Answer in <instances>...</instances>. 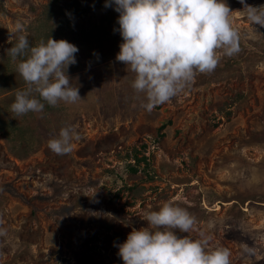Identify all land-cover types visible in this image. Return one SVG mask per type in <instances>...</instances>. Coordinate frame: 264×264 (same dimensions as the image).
<instances>
[{
	"label": "rangeland",
	"instance_id": "rangeland-1",
	"mask_svg": "<svg viewBox=\"0 0 264 264\" xmlns=\"http://www.w3.org/2000/svg\"><path fill=\"white\" fill-rule=\"evenodd\" d=\"M225 3L239 53L148 112L115 59L119 13L105 0H0V264H123L118 245L165 202L196 218L178 235L227 248L230 264H264V28ZM17 21L31 46L78 47L68 74L80 101L10 111L26 87L6 52ZM67 125L80 139L57 155L47 143Z\"/></svg>",
	"mask_w": 264,
	"mask_h": 264
},
{
	"label": "clouds",
	"instance_id": "clouds-1",
	"mask_svg": "<svg viewBox=\"0 0 264 264\" xmlns=\"http://www.w3.org/2000/svg\"><path fill=\"white\" fill-rule=\"evenodd\" d=\"M249 27L264 28V5L252 6L239 0ZM104 7L119 13L117 23L122 43L115 59L135 74L132 88L143 93L142 107L151 112L190 87L197 74H208L222 56L240 51V34L233 26L225 0H105ZM26 29L17 21L9 33L6 50L26 87L17 90L10 111L17 117L42 113L45 104H75L82 98L79 85H72L68 69L77 63L79 49L67 40H41L31 46ZM80 139L74 125L60 129L47 147L67 155ZM146 226L132 228L118 245L123 264H230L227 248L208 249L206 239H190L180 233L193 231L196 218L185 208L165 202L148 211ZM4 230L0 229V235Z\"/></svg>",
	"mask_w": 264,
	"mask_h": 264
},
{
	"label": "trees",
	"instance_id": "trees-1",
	"mask_svg": "<svg viewBox=\"0 0 264 264\" xmlns=\"http://www.w3.org/2000/svg\"><path fill=\"white\" fill-rule=\"evenodd\" d=\"M0 106H1V105H0ZM1 108H2V106H1ZM138 161H139V160L137 159V160H136V162H138ZM130 171H131V172H134V171H135V169H134V168H132V167H130Z\"/></svg>",
	"mask_w": 264,
	"mask_h": 264
}]
</instances>
